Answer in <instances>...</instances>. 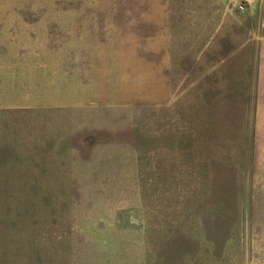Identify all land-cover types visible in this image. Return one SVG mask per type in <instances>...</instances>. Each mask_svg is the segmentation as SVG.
Returning <instances> with one entry per match:
<instances>
[{"label":"rangeland","instance_id":"374dc122","mask_svg":"<svg viewBox=\"0 0 264 264\" xmlns=\"http://www.w3.org/2000/svg\"><path fill=\"white\" fill-rule=\"evenodd\" d=\"M31 1L0 4V13H44L53 21L74 11L143 13L145 45L153 42L151 23L165 14L172 35L184 40L183 27L194 9L199 16L202 2ZM204 1L209 32L215 15L225 34L228 64L242 41L234 43V33L247 31L239 21L264 0ZM263 22L257 19V31ZM173 79L179 87L165 108L121 110L123 116L106 111L90 117L92 132L85 134L70 106L0 109V264L18 263L11 260L18 252L140 254L144 264H264V116H254L248 100H191V78Z\"/></svg>","mask_w":264,"mask_h":264},{"label":"crops","instance_id":"0c3cea01","mask_svg":"<svg viewBox=\"0 0 264 264\" xmlns=\"http://www.w3.org/2000/svg\"><path fill=\"white\" fill-rule=\"evenodd\" d=\"M31 3V0H0V4L7 5ZM71 3L148 2L71 0ZM205 3L207 6L202 0L199 16L196 17L197 9H194L193 19L183 27L184 40L172 35L165 14L166 18H159V23H151L149 33L153 31V42L147 45L143 41L149 25L143 13L74 11L70 19L58 14L54 21L44 13H0V109L44 106L63 110L70 106L77 131L85 134L92 132L86 127L90 125V117H103L106 111L123 116L125 110L165 108L176 95L175 86L179 87L174 85L173 78L184 75L191 78L188 84L193 85L188 93L191 100H248L253 102V115L264 116V28L257 31L255 27L258 18L264 21V2L250 8L239 21L240 30L245 29L241 28L245 24L247 31L234 33V43L242 40L243 46L236 47L234 60L228 64L224 62L225 34L220 33L215 15L211 20L215 27L209 32L208 11L203 10ZM69 20L70 23L65 22ZM177 28L175 25L176 33ZM49 33H54L53 38H49ZM66 33H70V41H65ZM58 116H63V112ZM29 237L35 236L29 234ZM139 255L113 253L108 259L97 258L102 254L18 252L11 260H17L14 264H41V261L53 264L56 260L63 261L56 264L67 261L69 264H144Z\"/></svg>","mask_w":264,"mask_h":264},{"label":"built area","instance_id":"2783aa9c","mask_svg":"<svg viewBox=\"0 0 264 264\" xmlns=\"http://www.w3.org/2000/svg\"><path fill=\"white\" fill-rule=\"evenodd\" d=\"M247 3H252L254 0H245ZM240 10H244V7L241 5L239 6Z\"/></svg>","mask_w":264,"mask_h":264}]
</instances>
